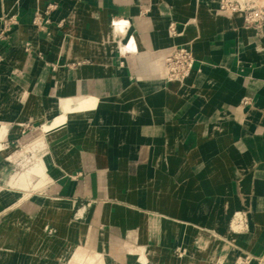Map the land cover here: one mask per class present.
I'll return each mask as SVG.
<instances>
[{
	"label": "crops",
	"instance_id": "crops-1",
	"mask_svg": "<svg viewBox=\"0 0 264 264\" xmlns=\"http://www.w3.org/2000/svg\"><path fill=\"white\" fill-rule=\"evenodd\" d=\"M48 5L50 34L32 23ZM217 6V0H0V16L18 14L0 39V103H7L6 91L24 93L7 104L15 113L8 127L23 106L18 122L39 113L36 120L46 125L63 99L102 100L84 131L45 132L50 153L40 167L46 159L61 173L38 189L73 201V208L91 201L76 223L94 231L93 246L110 262L136 264L128 250L139 246L156 251L150 264H232L245 254L258 264L264 257V28L249 29L237 14L216 13ZM114 20H126L125 31ZM172 22L178 35L170 34ZM26 43L31 53L22 49ZM174 46L188 47L195 59L184 85L166 79ZM80 171L86 175L75 177ZM62 208L47 210L42 225L52 217L64 233L70 212L57 217ZM238 211L247 214L248 229L235 234L229 225ZM202 233L211 235L205 248L197 242ZM222 237L233 250L220 258L215 247ZM185 248L181 260L176 254Z\"/></svg>",
	"mask_w": 264,
	"mask_h": 264
},
{
	"label": "rangeland",
	"instance_id": "rangeland-1",
	"mask_svg": "<svg viewBox=\"0 0 264 264\" xmlns=\"http://www.w3.org/2000/svg\"><path fill=\"white\" fill-rule=\"evenodd\" d=\"M260 5H264V3H260ZM52 9L53 6L48 5L46 10L36 11L32 23L39 31L51 33L49 15ZM122 22L114 20L111 24L113 26H121ZM0 23L2 24L0 27V39L8 38L14 26L18 23V14L4 12L0 16ZM246 27L249 26L246 25ZM22 49L27 53L33 51L31 43H26L22 46ZM39 55L42 58L44 57L41 53ZM49 65L52 69H56L55 64L49 63ZM167 81L173 82L171 80ZM138 105L141 107L139 102ZM21 109L15 119L10 120L9 131L3 138H0V143L2 144L0 147V190L7 189L22 194L21 197L18 195L14 199H0V264H98L101 259H107L108 257L104 252L93 246L96 239L94 231L92 229L87 230L76 223L81 222L83 218L80 214L83 211L82 208H84V211H88L91 206L90 200H78L74 208L73 201L71 200L60 204L63 205V208L58 211L57 217L61 218L70 212L68 218L65 220V227L59 223L61 228L64 227V233H60V226L54 222L52 217H49L42 225L43 220L49 215L47 210L53 207L48 200L54 197H46L45 193L41 192L38 188L53 177L50 178L46 171H40L42 177L39 180L35 179V183H38L29 184L26 174H38L40 168L39 160L48 155L50 150H48L45 143L46 133L43 130L44 124L36 120L39 113L34 118L30 117L27 120L18 122L17 120L21 116H26L24 106ZM139 111H142V109ZM17 125L18 127H16ZM15 127L17 134L9 136ZM42 144H44V147H42ZM82 175H86L84 171L77 172L75 177ZM29 185L32 189H30ZM35 196L43 198H34ZM39 198L42 203L48 199L42 204ZM58 206L56 205V207ZM232 220H230L229 225L230 232L235 234L243 232L238 226H235V230L231 228ZM75 229H77V232H80L81 239L82 237L84 238V242L81 245L83 256L80 260L76 256H73L70 261L68 258L60 257L59 252L61 247L72 239V232ZM202 236L208 241L211 239L210 234L206 235V233H202ZM222 239L228 245L225 242L219 243L215 247V251L217 254L222 253L221 255H223L224 253L223 256H226V253L232 252L233 249L230 245L233 242L226 237H222ZM137 249L140 250L141 257L144 259H151L152 254L157 256L156 251L149 254L143 246H139ZM178 252L188 254L189 250L185 248L178 250ZM94 255L96 256L94 257ZM223 256L220 258H223ZM238 257H235L232 264H235ZM217 264L226 263L219 260Z\"/></svg>",
	"mask_w": 264,
	"mask_h": 264
},
{
	"label": "bare ground",
	"instance_id": "bare-ground-1",
	"mask_svg": "<svg viewBox=\"0 0 264 264\" xmlns=\"http://www.w3.org/2000/svg\"><path fill=\"white\" fill-rule=\"evenodd\" d=\"M237 15H239L243 18L242 12L237 13ZM126 25H127V21H123L122 25L118 26V27H120V29L122 31H125ZM247 28L256 30V28L253 26H249ZM133 40H134V37L132 36V41ZM129 47H131V46H129ZM192 73H193V68L191 69L189 74L183 80H174V82H177L181 85L182 84L184 85V83H186L192 79V76H191ZM22 91H24V90H22ZM10 93L11 92H9V91L5 92L6 97H7L5 99H6L7 103H4V104L0 103V138H3L6 135V133L8 132V126H7L8 119L14 117V115H15L14 111L10 110L11 106L7 107V104L11 105V104H14L13 103L14 100L16 101L17 99H20V100L24 99L23 98L24 93L21 96H16V98H15V96L11 97ZM4 97L5 96H3L2 101L4 100ZM101 101L102 100L100 98H98L96 96H91V95H82V96H75V97H69V98L63 99L57 105V109H59L61 111L54 115L53 121L51 123L43 126V130L47 133H50L54 130H58V131L65 130V131H68L70 134H73V135L75 133H79L82 130L84 131V129H85L84 126H87L89 124H93V116L95 113H97L99 111ZM138 127H139V131H142L144 129L141 125L137 126V128ZM109 130H110V127H107V130L105 131L106 132L105 134L107 137H108ZM110 134H111V132H109V135ZM1 146H2V144L0 143V147ZM40 171L41 172L46 171V173L48 174V176L50 178L53 177V175H57V174L61 173L60 171H57L56 167L51 166V164L48 163L46 159H43L42 166L39 168L38 174H32V173L26 174L27 179H29V184L30 183H34V184L38 183V182L35 183V179L39 180V178L42 177V174H40ZM18 195H19V197H21L22 194L12 192L11 190H7V189H1L0 190V199L1 198L2 199L3 198L4 199H14ZM48 201L50 202V205H53V206L54 205L58 206L63 202L64 203L67 202V200L59 199V198H50ZM204 211L206 212V210H204ZM80 214L82 215L83 211H81ZM219 227L220 228L224 227V224L220 223ZM76 230L77 229H75L73 231V235H74L73 239L67 241V243H65L61 247V250L59 252L60 257L68 258L70 260L73 256H76L80 260L81 257L83 256V254L81 253V250H82L81 245L84 242V238L82 237V239H81L80 232H77ZM197 242L199 243V245H201L202 248H205L208 240L205 239L202 236V234H200L197 238ZM128 251H129L130 257L135 256V259L137 262L136 264H150L151 259L142 258L141 252H139L140 250L137 249L136 247L135 248L129 247ZM221 254L222 253H219L218 255L220 257H222L224 255V253H223V255H221ZM227 254H230V252L226 253L225 255H227ZM176 255L180 259L184 258L181 253H177ZM95 256L96 255H94V257ZM71 264H73V263H71ZM98 264H118V263L115 261L110 262L107 258V259H101Z\"/></svg>",
	"mask_w": 264,
	"mask_h": 264
},
{
	"label": "built area",
	"instance_id": "built-area-1",
	"mask_svg": "<svg viewBox=\"0 0 264 264\" xmlns=\"http://www.w3.org/2000/svg\"><path fill=\"white\" fill-rule=\"evenodd\" d=\"M218 6L216 13L233 16L239 12L243 14L244 23L247 26H253L256 29L264 28V5H259L256 0H217ZM171 35H178L175 22L169 26ZM194 56L192 51L186 46H174L165 58V69L167 80H183L194 67ZM235 226L242 231L248 229L247 214L238 211L234 214L231 222V228ZM258 264H264V258H257ZM253 260L251 254L241 255L237 258L235 264H250Z\"/></svg>",
	"mask_w": 264,
	"mask_h": 264
}]
</instances>
